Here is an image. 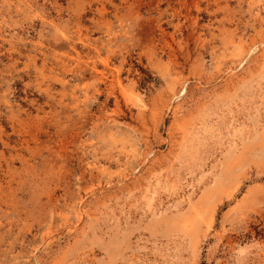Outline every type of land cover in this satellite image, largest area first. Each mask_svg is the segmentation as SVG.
Here are the masks:
<instances>
[{
	"label": "rangeland",
	"instance_id": "374dc122",
	"mask_svg": "<svg viewBox=\"0 0 264 264\" xmlns=\"http://www.w3.org/2000/svg\"><path fill=\"white\" fill-rule=\"evenodd\" d=\"M0 264H264V0H0Z\"/></svg>",
	"mask_w": 264,
	"mask_h": 264
}]
</instances>
